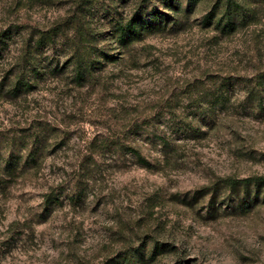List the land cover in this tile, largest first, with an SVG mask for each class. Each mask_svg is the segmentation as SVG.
<instances>
[{
    "label": "rangeland",
    "instance_id": "1",
    "mask_svg": "<svg viewBox=\"0 0 264 264\" xmlns=\"http://www.w3.org/2000/svg\"><path fill=\"white\" fill-rule=\"evenodd\" d=\"M193 1L0 0V165L37 156L2 174L0 264H264V182L223 181L264 176V0H239L231 34L204 23L224 0ZM142 3L170 21L124 46L115 27ZM48 30L42 74L13 91ZM75 54L96 62L84 85Z\"/></svg>",
    "mask_w": 264,
    "mask_h": 264
},
{
    "label": "trees",
    "instance_id": "2",
    "mask_svg": "<svg viewBox=\"0 0 264 264\" xmlns=\"http://www.w3.org/2000/svg\"><path fill=\"white\" fill-rule=\"evenodd\" d=\"M164 3L169 5L170 7H173L177 13L179 12H186L191 11L192 6L195 4L196 1H187L188 7L182 8V4L185 2L184 0H163ZM218 5H215L214 8L207 13L204 16V23L206 25L208 24H214V27L221 32L231 34L236 32L241 26L245 24L246 17L243 14L244 12V4H242L239 0H224L223 6H224V12L223 14L219 15L220 13L218 11V8H216ZM145 4H141L136 10L135 13H133L124 23L119 22L117 26L115 27V30L117 32V38L118 40L125 46L129 43H132L135 40L141 39L143 36L144 31L150 30V29H161L162 27H166L168 25V22L170 21V18L168 17V14L163 15L164 13H161L157 8H153L151 11L144 10ZM167 16V17H166ZM174 17V16H173ZM173 19V20H172ZM171 21L173 23L176 21V18H172ZM79 25V21L77 22ZM63 28V26H61ZM61 29V28H60ZM64 30V29H63ZM55 42V32L48 30L43 32L39 35V37L32 42L31 40L27 42L25 45V52H24V61L25 64L22 67L18 77L17 82L15 84V87L13 88V91H29L32 89L34 84H32L31 79L27 77L24 73L29 71L30 73L34 75H40L42 74V69L40 68V63L38 61V53L39 49L42 46L50 45ZM79 42L81 43L82 48H85L86 42L83 38L80 37ZM4 43L3 38L0 37V50L3 49L2 44ZM106 58L108 60H114L116 56L113 54L106 53ZM71 59L68 63V65L72 62L71 68L72 73H74L73 78L74 81L79 85H84L85 82L90 79L91 75H93L94 68H95V61L90 56H80L78 54L71 55ZM53 62L49 64V68L52 71L55 72H62L64 69L63 66H59L56 64L53 66ZM69 65V66H70ZM53 66V67H51ZM66 67V66H65ZM29 69V70H28ZM44 69V68H43ZM256 87L253 88L254 91L259 90V86L264 84V73L259 74L256 78ZM223 84H226V82H223ZM253 92V93H255ZM128 152H131L136 160L145 165L150 166L151 161L147 159L143 153L134 147H126ZM37 156L35 153H30L27 155V157L24 159L20 155H10V157L5 160L4 165H0V180L2 177V174H8V175H14L16 174L20 169L19 165H27L30 161H36ZM264 182V176H257V177H247L242 179L237 178H226L223 181H225L227 184L231 185L234 188H237L239 185L246 183L247 185H251L254 181ZM246 195V194H244ZM244 198H247V196H244ZM45 200L47 203H51L53 201H58L59 196L53 192H49L45 196Z\"/></svg>",
    "mask_w": 264,
    "mask_h": 264
}]
</instances>
